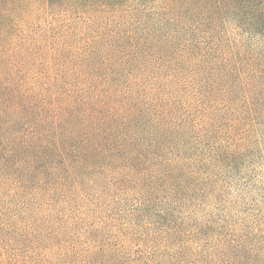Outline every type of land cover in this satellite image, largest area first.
Returning a JSON list of instances; mask_svg holds the SVG:
<instances>
[{
  "label": "trees",
  "instance_id": "1",
  "mask_svg": "<svg viewBox=\"0 0 264 264\" xmlns=\"http://www.w3.org/2000/svg\"><path fill=\"white\" fill-rule=\"evenodd\" d=\"M263 148L264 0H0V264H264Z\"/></svg>",
  "mask_w": 264,
  "mask_h": 264
},
{
  "label": "rangeland",
  "instance_id": "2",
  "mask_svg": "<svg viewBox=\"0 0 264 264\" xmlns=\"http://www.w3.org/2000/svg\"><path fill=\"white\" fill-rule=\"evenodd\" d=\"M254 161L246 176L236 173L230 181L229 191L233 194L232 200H238L236 196L241 193V204L234 205L235 212L242 209L250 212L264 208V148L258 160Z\"/></svg>",
  "mask_w": 264,
  "mask_h": 264
}]
</instances>
